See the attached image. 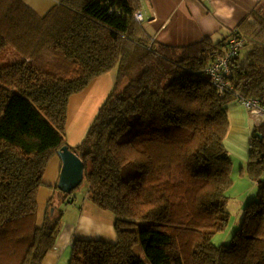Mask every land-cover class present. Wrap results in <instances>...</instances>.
Here are the masks:
<instances>
[{"label":"trees","instance_id":"obj_1","mask_svg":"<svg viewBox=\"0 0 264 264\" xmlns=\"http://www.w3.org/2000/svg\"><path fill=\"white\" fill-rule=\"evenodd\" d=\"M140 8L141 0H61L40 15L24 0H0V264H41L54 250L63 215L56 195L75 203L82 184L72 193L56 185L41 222L45 171L68 145L71 96L113 68L114 88L69 147L117 235L77 238L69 264H264V122L248 160L257 194L231 241L213 239L231 220L229 110L241 96L264 105V0L224 37L182 45L151 36L135 19ZM233 37L244 45L216 82L207 69Z\"/></svg>","mask_w":264,"mask_h":264},{"label":"rangeland","instance_id":"obj_2","mask_svg":"<svg viewBox=\"0 0 264 264\" xmlns=\"http://www.w3.org/2000/svg\"><path fill=\"white\" fill-rule=\"evenodd\" d=\"M216 1L222 20H224L227 14H231V26L236 24V21L241 18L255 2V0ZM7 49L13 50L15 56H17V54L18 56L21 55V52L12 44H9ZM1 60L2 57L0 58V64ZM115 74V68L102 73L94 77L83 90L71 96L68 104L66 123V140L69 146L76 147L84 139L100 107L104 104L114 88ZM230 155L232 154L230 153ZM249 176L248 163L243 171L240 163L234 165L233 184L228 191L229 200L227 204V208L231 214V220L225 231L215 234L213 239L214 243L217 245L231 241L234 230L237 228L236 226L240 223L241 217L244 214L246 202L251 200L252 195L248 197V194L252 192L250 189H253V183ZM262 179H264V175ZM59 195L60 193L56 196L58 197L60 210L63 212L61 229L57 236L54 250L46 255L41 264H68L73 242L77 239L75 238L73 240V238L78 232H80L79 236H86V239H95L103 235H105L104 237H108L109 234L113 235L112 237L117 235L114 224V214L110 211L101 210L91 201L88 194L87 182H83L74 192V196H76L75 203L77 205L75 203L71 204L69 198L59 197ZM39 212L38 219H40L41 212L45 211L39 210ZM70 239L71 244L69 248L67 247V243ZM136 252L139 256L144 258V254L140 247L136 249Z\"/></svg>","mask_w":264,"mask_h":264},{"label":"crops","instance_id":"obj_3","mask_svg":"<svg viewBox=\"0 0 264 264\" xmlns=\"http://www.w3.org/2000/svg\"><path fill=\"white\" fill-rule=\"evenodd\" d=\"M24 1L37 13L44 15L61 0ZM252 7L249 9H252ZM140 9L144 15L142 23L146 31L155 39L169 44H188L201 40L206 36H212L215 40H218L231 32L235 25L231 26V14H227L224 20L220 18L216 0H141ZM229 118L231 125L226 138V146L232 154L233 167L235 164L240 163L243 171L249 160L254 130L264 122V117L255 115L242 103L236 102L229 110ZM62 165L61 158L56 155L47 166L44 183L38 195L40 211L44 210L46 212L49 200L56 194L55 186L59 181ZM249 178L252 180L253 189H250L252 192L248 194V197L252 195V199L257 194L258 183L255 178L251 176ZM45 212H41L39 219L41 222L44 219ZM79 233L74 235L73 240L75 238H87L86 236H79ZM104 236L95 239L113 238V235L110 234V237L106 236V238ZM71 239L67 243L69 248ZM70 257L68 258V264Z\"/></svg>","mask_w":264,"mask_h":264},{"label":"water","instance_id":"obj_4","mask_svg":"<svg viewBox=\"0 0 264 264\" xmlns=\"http://www.w3.org/2000/svg\"><path fill=\"white\" fill-rule=\"evenodd\" d=\"M260 137L263 139V135ZM58 155L63 165L57 186L64 193H72L84 181L85 164L69 145L59 150Z\"/></svg>","mask_w":264,"mask_h":264},{"label":"built area","instance_id":"obj_5","mask_svg":"<svg viewBox=\"0 0 264 264\" xmlns=\"http://www.w3.org/2000/svg\"><path fill=\"white\" fill-rule=\"evenodd\" d=\"M135 19L139 22L144 21L143 12L138 10L135 13ZM244 45V39L239 37H233L231 39L230 49L227 52V55L221 58L215 63L212 68L207 69L208 74L213 75L216 82H221L222 77L220 74L221 70L229 71L230 70V60L231 56L235 55ZM249 110H251L255 115L264 117V105L256 99H247L245 97H240L238 100Z\"/></svg>","mask_w":264,"mask_h":264}]
</instances>
